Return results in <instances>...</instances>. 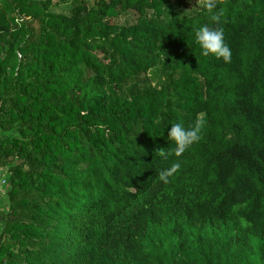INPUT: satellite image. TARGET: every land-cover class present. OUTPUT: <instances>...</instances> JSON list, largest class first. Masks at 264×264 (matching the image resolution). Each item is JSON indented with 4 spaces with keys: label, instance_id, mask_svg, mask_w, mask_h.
Segmentation results:
<instances>
[{
    "label": "trees",
    "instance_id": "obj_1",
    "mask_svg": "<svg viewBox=\"0 0 264 264\" xmlns=\"http://www.w3.org/2000/svg\"><path fill=\"white\" fill-rule=\"evenodd\" d=\"M203 2L0 0V264H264V0Z\"/></svg>",
    "mask_w": 264,
    "mask_h": 264
},
{
    "label": "clouds",
    "instance_id": "obj_2",
    "mask_svg": "<svg viewBox=\"0 0 264 264\" xmlns=\"http://www.w3.org/2000/svg\"><path fill=\"white\" fill-rule=\"evenodd\" d=\"M217 4L216 0H204L203 9L206 14L211 16L213 21L219 20V13L214 12ZM194 42L199 46L203 56H213L216 59H222L225 63H230L232 52L224 40L223 30L219 27H211L207 24L198 27L194 33ZM202 122L198 119L192 126L185 127L182 123H173L167 132V140L172 142L175 147L170 153H162L165 158L168 155L180 157L187 149L194 143L200 140V132ZM180 168V163L177 161L170 167L165 168L159 172V179L167 183L169 177Z\"/></svg>",
    "mask_w": 264,
    "mask_h": 264
},
{
    "label": "rangeland",
    "instance_id": "obj_3",
    "mask_svg": "<svg viewBox=\"0 0 264 264\" xmlns=\"http://www.w3.org/2000/svg\"><path fill=\"white\" fill-rule=\"evenodd\" d=\"M55 2H56V0H55ZM68 6H69L68 3H66V4H61V5L57 6V7H55L53 10L56 11V12H64V13H68V12H69V7H68ZM127 20H128L129 22H131V23L134 22V19H133L131 16H129V17L127 18Z\"/></svg>",
    "mask_w": 264,
    "mask_h": 264
},
{
    "label": "built area",
    "instance_id": "obj_4",
    "mask_svg": "<svg viewBox=\"0 0 264 264\" xmlns=\"http://www.w3.org/2000/svg\"><path fill=\"white\" fill-rule=\"evenodd\" d=\"M5 183V182H4Z\"/></svg>",
    "mask_w": 264,
    "mask_h": 264
}]
</instances>
